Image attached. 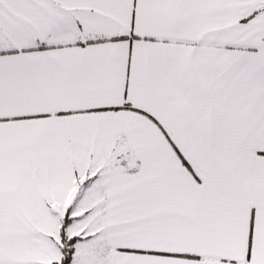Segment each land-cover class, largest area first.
Wrapping results in <instances>:
<instances>
[{"label":"snow or ice","instance_id":"obj_1","mask_svg":"<svg viewBox=\"0 0 264 264\" xmlns=\"http://www.w3.org/2000/svg\"><path fill=\"white\" fill-rule=\"evenodd\" d=\"M0 264H264V0H0Z\"/></svg>","mask_w":264,"mask_h":264}]
</instances>
